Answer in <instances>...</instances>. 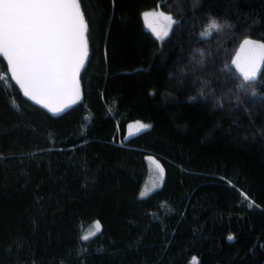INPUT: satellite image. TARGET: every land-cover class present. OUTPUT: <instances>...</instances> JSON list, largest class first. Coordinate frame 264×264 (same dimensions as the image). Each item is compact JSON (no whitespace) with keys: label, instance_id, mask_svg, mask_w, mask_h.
I'll return each mask as SVG.
<instances>
[{"label":"trees","instance_id":"16d2710c","mask_svg":"<svg viewBox=\"0 0 264 264\" xmlns=\"http://www.w3.org/2000/svg\"><path fill=\"white\" fill-rule=\"evenodd\" d=\"M153 9L177 22L163 40ZM82 10V94L60 113L0 55V264H264V62L252 84L234 65L264 43V0ZM213 20L225 27L202 35ZM137 121L150 127L129 135Z\"/></svg>","mask_w":264,"mask_h":264},{"label":"snow or ice","instance_id":"6c2138e0","mask_svg":"<svg viewBox=\"0 0 264 264\" xmlns=\"http://www.w3.org/2000/svg\"><path fill=\"white\" fill-rule=\"evenodd\" d=\"M149 15L163 16L169 25L177 23L163 13H146L145 17ZM223 27L213 20L202 35H211L212 30ZM152 31L160 36L155 28ZM87 32L82 0H0V54L7 58L11 74L24 94L54 114L62 111L53 104L54 100L65 98L75 103L79 98L77 77L88 56ZM244 44L251 45L257 53L247 67L241 68L244 82L252 84L258 73L257 59H264V44L249 40ZM137 124L138 129L150 127ZM157 168L163 174V168L158 164ZM92 227L95 231L81 239L88 240L101 230L99 221ZM191 264H198L196 257Z\"/></svg>","mask_w":264,"mask_h":264},{"label":"rangeland","instance_id":"374dc122","mask_svg":"<svg viewBox=\"0 0 264 264\" xmlns=\"http://www.w3.org/2000/svg\"><path fill=\"white\" fill-rule=\"evenodd\" d=\"M146 13H163L164 16H171V17H172V15L162 11L161 9H153V10H150V11H145L142 14L143 15V19H144V23H145V27L148 30H150L158 39L163 40L164 38H166L170 34L174 24L169 25V22L165 21L163 19V16L149 15L146 18L145 17ZM172 19L174 20L173 17H172ZM153 28H155L158 32H160V36L159 37L156 35L155 32L152 31ZM165 31L168 33L166 36L163 35V33ZM247 40L252 41L254 44H264V43H262L260 41L253 40V39H247ZM256 54H257L256 50L254 48H252L251 45H245L244 42H243L241 47L238 49V52H237L236 57L234 59V65L242 73L241 68L247 67L250 59L253 57V55H256ZM263 62H264V59H257L258 72L261 69ZM137 122H139L141 124H144V125H148L147 123H145L143 121H137ZM137 122L131 123L129 125V129H128V132H129L128 134L129 135L138 133L139 131L145 130V129L148 128L147 127L145 129H138ZM151 169H152V171H154L155 176H157L158 178L159 177L161 178L162 174L159 172V170H157V168L154 169L152 167Z\"/></svg>","mask_w":264,"mask_h":264},{"label":"water","instance_id":"95a60500","mask_svg":"<svg viewBox=\"0 0 264 264\" xmlns=\"http://www.w3.org/2000/svg\"><path fill=\"white\" fill-rule=\"evenodd\" d=\"M0 55L5 59L7 65H8L7 58L4 57L2 54H0ZM8 71H9V74L11 75V77L13 78V80L18 84V86H19L20 90L22 91V93L24 94V89L20 86V84L16 81V79H15V78L12 76V74H11V68H10V65H8ZM80 72H81V70H80ZM77 79H78V82H79V93H80L79 98H80V97H81V94H82V88H81V83H80V73H79ZM24 96H25L26 98L30 99L31 101L36 102V101L32 100L31 97L26 96L25 94H24ZM79 98H78V99H79ZM78 99H76V101H77ZM36 103H37V102H36ZM37 104H39L40 106H42L43 108H45L46 110H48L50 113H52V112L50 111L49 108H46V107L44 106V104H42V103H37ZM53 104H54L55 106H57V107L62 108V111H63L64 109H66L67 107H69L70 105H72L73 102H72L71 99L58 98V99H56V100L53 101ZM60 112H61V111H60ZM60 112H58V113H60ZM58 113H55V114H58ZM52 114H54V113H52Z\"/></svg>","mask_w":264,"mask_h":264},{"label":"built area","instance_id":"2783aa9c","mask_svg":"<svg viewBox=\"0 0 264 264\" xmlns=\"http://www.w3.org/2000/svg\"><path fill=\"white\" fill-rule=\"evenodd\" d=\"M5 75H6V74H5L4 72L1 73V77H5Z\"/></svg>","mask_w":264,"mask_h":264}]
</instances>
